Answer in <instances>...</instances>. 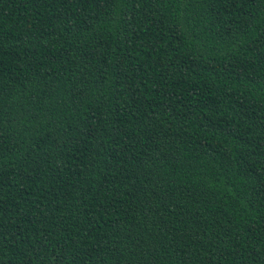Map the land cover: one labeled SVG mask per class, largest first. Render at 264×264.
<instances>
[{
  "label": "trees",
  "instance_id": "obj_1",
  "mask_svg": "<svg viewBox=\"0 0 264 264\" xmlns=\"http://www.w3.org/2000/svg\"><path fill=\"white\" fill-rule=\"evenodd\" d=\"M0 264H264V0H0Z\"/></svg>",
  "mask_w": 264,
  "mask_h": 264
}]
</instances>
